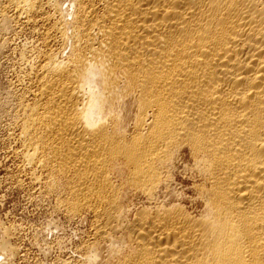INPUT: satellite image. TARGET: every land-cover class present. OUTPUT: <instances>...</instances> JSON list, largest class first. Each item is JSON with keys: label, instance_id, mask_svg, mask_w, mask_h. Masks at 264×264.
<instances>
[{"label": "bare ground", "instance_id": "bare-ground-1", "mask_svg": "<svg viewBox=\"0 0 264 264\" xmlns=\"http://www.w3.org/2000/svg\"><path fill=\"white\" fill-rule=\"evenodd\" d=\"M8 11L40 41L18 48L31 53L13 104L21 159L92 218L83 260L66 264H264V0ZM179 173L201 179L192 195L171 187ZM130 193L145 203L131 217ZM16 252L0 239V264Z\"/></svg>", "mask_w": 264, "mask_h": 264}, {"label": "rangeland", "instance_id": "rangeland-1", "mask_svg": "<svg viewBox=\"0 0 264 264\" xmlns=\"http://www.w3.org/2000/svg\"><path fill=\"white\" fill-rule=\"evenodd\" d=\"M57 2L63 7L67 6V0ZM5 5L6 0H0V239H6L17 250L16 255L11 258L13 264L81 262V250L91 239L90 214L82 212L70 215L60 203L67 197L62 186L47 191L45 184L48 178H44V172L40 173V170L32 165L28 166L21 159L13 104L16 96L23 91L21 89L31 86L25 79L20 81L26 77L28 70L24 61L30 62L31 53L19 62V49L23 45H40V41L36 27L31 26L32 19L29 20V25L28 22L14 20L10 16L11 11L6 12L10 18L3 15ZM30 175L37 178L41 175V180L38 178L36 183ZM176 177H173L175 181L173 180L171 187L187 195L193 194V182L198 183L201 180L192 177L182 179V173ZM131 194L133 205L136 206L131 208L129 217L145 205L141 198Z\"/></svg>", "mask_w": 264, "mask_h": 264}]
</instances>
